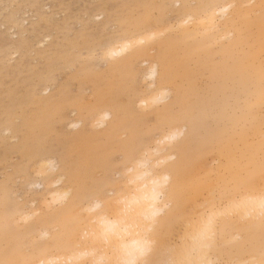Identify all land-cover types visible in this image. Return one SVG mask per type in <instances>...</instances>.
<instances>
[{
	"label": "rangeland",
	"instance_id": "obj_1",
	"mask_svg": "<svg viewBox=\"0 0 264 264\" xmlns=\"http://www.w3.org/2000/svg\"><path fill=\"white\" fill-rule=\"evenodd\" d=\"M260 1L245 7L252 8L251 19L260 20ZM200 2L205 1L0 0V233L6 236L9 246L30 253L35 243L44 240L42 230L48 229L51 235L57 231L42 225L39 218L49 217L54 211H45L42 200L58 176L66 177L64 187L72 186L74 192L85 193L80 181L71 179L67 161H74L85 178L99 179L110 167L104 162L112 145L131 139L137 132L146 145L152 146L156 137L168 132V122L185 124L180 105H172L170 115L165 111V106L177 97L178 87L192 85L202 104L186 134L190 135V148L198 150L201 146L203 151L195 175L210 171L214 177L222 176L226 157L221 156L219 144L227 142L229 134L250 131L256 119L245 114V105L252 96L246 97L243 92L242 78L233 75L226 82L218 79L221 65L230 63L222 49L239 37L245 39L240 51H248L247 43L259 49L262 41L257 39L256 26L247 30L235 24L233 36L228 34L211 45V59L198 53L186 56L184 42L179 43L183 27H177V23L185 15L180 11L184 6L197 7ZM232 12L219 21L222 31L226 22L236 19ZM140 24H146V30L155 29L157 34L162 32L159 27L172 29L167 27L166 35L150 40L154 50L147 57L121 69L104 56V51ZM169 40L178 44L171 82L162 84L170 91L167 103L138 107L140 98L151 93L152 81L145 78L148 66L144 60L149 64L158 60L161 44ZM209 60L211 63L205 65ZM254 64L261 66V51ZM128 68L132 70L131 92L126 84ZM186 71L192 73V79H188ZM162 72L160 65L159 81ZM216 86H222L224 91L217 92ZM100 98L103 103L99 110L111 114L101 126L94 122L96 111L92 109ZM127 107L133 112H128ZM263 108L255 110L259 120L264 119ZM117 117L121 124L109 132L117 124ZM252 138L230 144L236 158L246 153L244 144H257ZM49 158L54 160L56 170L43 177L37 173V165ZM25 214L33 216L24 220Z\"/></svg>",
	"mask_w": 264,
	"mask_h": 264
},
{
	"label": "bare ground",
	"instance_id": "obj_2",
	"mask_svg": "<svg viewBox=\"0 0 264 264\" xmlns=\"http://www.w3.org/2000/svg\"><path fill=\"white\" fill-rule=\"evenodd\" d=\"M204 1L200 2L197 7L184 6L180 11L185 15L177 23V27H183L179 43L184 42L186 56L198 53L211 59L213 56L211 45L232 35L235 24L244 25L247 30L256 26L257 39L262 41L260 20L251 19L252 8L243 7L255 0ZM230 10L237 17L226 22L224 24L225 31H222L219 21ZM167 27H163L166 32L162 27H159L161 30L156 29L162 31L160 34H165L167 29L170 27L169 30L172 29V26ZM146 29V24H140L129 32H125L123 39H117L111 43L104 51L106 55L104 53L103 55L111 58L115 62L114 65L117 64V67H121V69L123 65L130 66L132 61L140 57H147L154 50V47L149 46L150 40L145 45H139L137 51L122 50L123 41L139 40L146 36L155 39L160 35L155 33V29ZM137 31L140 32L134 34ZM232 36L230 37L232 38ZM177 44L173 40L164 41L160 46L158 60L150 64L144 60V65L148 66L145 78L152 81L149 86L151 93L149 97L145 95L140 98L138 107L144 106L145 109L148 105L153 106L152 104L161 103L162 95L166 94V98L168 97L170 91L165 89L162 84L171 82L173 65L176 63L175 48ZM244 44L245 39L239 37L237 41L222 49L230 63L221 65L218 79L226 82L233 75L242 78L243 92L246 97L252 96V103L245 105V114L256 119L250 131L243 130L229 134L227 142L219 144L221 156L226 157L223 165V177H214L210 171L202 176L195 175V169L198 161L203 157V151L201 146L198 150L190 148V135L186 136V134L190 131L189 126L194 125L197 112L201 109L202 104L192 85L187 88L178 87L177 97L172 103L165 106V111H168L167 115L171 114L172 105L178 104L182 107L181 119L185 124L179 126L178 122H168L169 130L187 129L178 151L172 144L166 143L168 145H165L161 142L169 130L167 133L165 132L166 134H162L163 136L156 137L152 146L146 145L145 140L137 132L133 134L131 139L135 138L139 141L136 159L140 162V166L124 183L122 191L111 199H95L86 193L80 194L79 190L74 192L72 186L64 187L66 177L58 176L54 182L51 181L53 183L52 190L42 200V205L46 208L45 211L48 209L54 211H51L49 217L39 218L42 225L53 226L57 231L51 235L48 229L42 230L41 238L44 240L41 243H35L36 246L30 253L21 252L17 246H9L6 236L0 233V260L8 258L31 261L32 264H40L41 261H44V264H48V262H53V264H116L118 260L125 258L126 251L135 249L140 238L138 234L141 227L147 223L145 216L150 214L156 182H162L164 175L168 172L172 173L174 185L172 195L176 198V203L169 215L163 217L158 225L160 243L153 257L154 260L179 258L182 254L191 253L193 249L197 250L194 258L207 259L212 264H250L251 261L259 260L261 252L264 251V230L260 226L259 208V201L264 196V183L258 178V165L256 168L257 179L234 185L228 197L218 198L214 204L207 208L204 207L203 201L197 202L195 195L205 186L225 182L233 171L246 168L251 162L253 154L258 160L259 147L262 138H264V119L259 120L255 110L264 106V91L261 88V66H255L254 61L259 52H262V47L257 49L247 43L248 51L247 49L240 51L239 48ZM117 57H119L118 61L115 59ZM210 63L211 60L207 61L205 65ZM160 65L163 66V72L159 81ZM186 75L189 80L192 79V73L187 72ZM216 91L222 92L224 88L216 86ZM102 101L100 98V101L92 108L93 111H96L94 122L96 125L101 123L100 126L105 123L104 120L111 117L108 111L101 112L99 110ZM127 111L133 112L131 107H127ZM116 122L117 124H114L115 126L113 125L109 132L121 124L119 117ZM159 129L163 130L164 128ZM249 136H252V140L255 139L257 144L248 146L244 144L246 153L241 152L239 158H236L230 144L238 139L247 140ZM175 149L177 153L172 154L171 151ZM107 156L104 162L105 166L110 165L111 154L107 153ZM174 156L177 159H172ZM169 161L176 162L171 165ZM37 166V173L43 177H48L51 172L56 170V164L50 158L40 160ZM177 175L180 177L179 186H177ZM71 179L77 181L74 180V177ZM180 191H187L190 195L181 200L178 197ZM88 197L86 204H83L82 202ZM58 206L61 208L55 210L58 209ZM206 211L216 215L219 239L216 246L210 251L206 249L201 251L198 235L202 227L201 217ZM25 216L28 220L33 215L25 214ZM17 219L19 220V218ZM22 219L23 217L20 220Z\"/></svg>",
	"mask_w": 264,
	"mask_h": 264
},
{
	"label": "snow or ice",
	"instance_id": "obj_3",
	"mask_svg": "<svg viewBox=\"0 0 264 264\" xmlns=\"http://www.w3.org/2000/svg\"><path fill=\"white\" fill-rule=\"evenodd\" d=\"M243 7H253L246 5ZM260 8V26L262 34V52H261V68L260 79L261 88L264 91V0H261ZM151 36L143 37L139 40H126L122 42L123 51H137L139 45H145ZM114 54V53H113ZM127 88L129 92L132 90V70H127ZM161 103H167L166 94L160 97ZM187 129L169 130L161 142L172 144L177 150L181 147V141ZM139 141L135 138H125L124 141L111 146L110 167L105 170L102 176L97 179L95 177L85 178L80 172L74 161H67L68 171L71 177L77 178L85 193L95 199H111L116 197L118 192L122 191V187L129 180L131 174L140 166V162L136 159ZM172 159H177L175 156ZM258 165L259 179L264 183V138L261 140L259 147L258 160L255 154L251 158V162L244 169L235 170L225 182H219L215 185H209L198 190L195 195L197 202H204V207L215 203L218 198H225L231 194L232 187L257 179L256 168ZM177 186H179L180 177L177 175ZM172 173L168 172L164 175L162 182H156L154 188V196L150 214L145 216V223L139 232V240L134 250L126 251L125 258L120 259L116 264H212L207 259L194 258L197 250L193 249L187 255L182 254L179 258H168L163 260H154L158 245L160 243V234L158 233V225L163 217L169 215L172 211L176 198L173 192ZM190 193L180 191L179 199H186ZM260 208V226L264 230V196L259 201ZM26 220L27 217L25 216ZM202 227L198 235L200 250H211L214 248L219 239L217 229L216 215L207 211L201 217ZM0 264H32L31 261H19L15 259L0 260ZM40 264H44L41 261ZM53 264V262H48ZM250 264H264V251L261 252L259 260L251 261Z\"/></svg>",
	"mask_w": 264,
	"mask_h": 264
}]
</instances>
